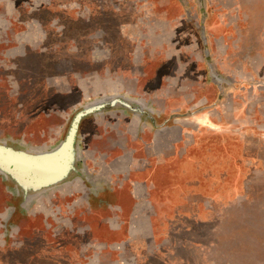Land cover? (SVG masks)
<instances>
[{
  "label": "rangeland",
  "instance_id": "rangeland-1",
  "mask_svg": "<svg viewBox=\"0 0 264 264\" xmlns=\"http://www.w3.org/2000/svg\"><path fill=\"white\" fill-rule=\"evenodd\" d=\"M77 125L79 173L0 172V264H264V0H0V143ZM140 108V109H139Z\"/></svg>",
  "mask_w": 264,
  "mask_h": 264
},
{
  "label": "water",
  "instance_id": "water-1",
  "mask_svg": "<svg viewBox=\"0 0 264 264\" xmlns=\"http://www.w3.org/2000/svg\"><path fill=\"white\" fill-rule=\"evenodd\" d=\"M104 104L120 105L131 111L137 110L122 97L97 99L74 114L66 135L50 150L32 153L0 143V172L6 174L17 185L25 199L66 181L72 173L78 174L80 169L77 167L79 155L76 138L79 119L100 110Z\"/></svg>",
  "mask_w": 264,
  "mask_h": 264
}]
</instances>
